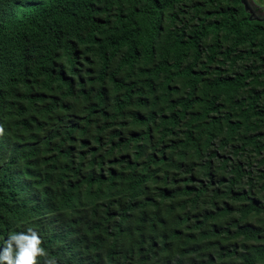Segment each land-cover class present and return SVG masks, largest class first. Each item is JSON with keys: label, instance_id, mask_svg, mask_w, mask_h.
<instances>
[{"label": "trees", "instance_id": "obj_1", "mask_svg": "<svg viewBox=\"0 0 264 264\" xmlns=\"http://www.w3.org/2000/svg\"><path fill=\"white\" fill-rule=\"evenodd\" d=\"M249 16L241 0H0V247L33 228L56 264H264Z\"/></svg>", "mask_w": 264, "mask_h": 264}, {"label": "clouds", "instance_id": "obj_2", "mask_svg": "<svg viewBox=\"0 0 264 264\" xmlns=\"http://www.w3.org/2000/svg\"><path fill=\"white\" fill-rule=\"evenodd\" d=\"M3 129L0 128V134ZM132 190L127 194L132 196ZM126 196V197H127ZM56 264V259L42 247V239L33 228L10 233L0 247V264Z\"/></svg>", "mask_w": 264, "mask_h": 264}, {"label": "water", "instance_id": "obj_3", "mask_svg": "<svg viewBox=\"0 0 264 264\" xmlns=\"http://www.w3.org/2000/svg\"><path fill=\"white\" fill-rule=\"evenodd\" d=\"M244 4V8L250 12L249 18L264 19L261 14H264V6L257 4L254 0H241ZM254 7L262 8V12L257 13L253 10Z\"/></svg>", "mask_w": 264, "mask_h": 264}, {"label": "rangeland", "instance_id": "obj_4", "mask_svg": "<svg viewBox=\"0 0 264 264\" xmlns=\"http://www.w3.org/2000/svg\"><path fill=\"white\" fill-rule=\"evenodd\" d=\"M254 2H256V3L259 4V5L264 6V4L259 3L258 0H254Z\"/></svg>", "mask_w": 264, "mask_h": 264}]
</instances>
